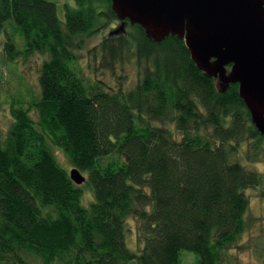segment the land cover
Instances as JSON below:
<instances>
[{"label":"trees","instance_id":"16d2710c","mask_svg":"<svg viewBox=\"0 0 264 264\" xmlns=\"http://www.w3.org/2000/svg\"><path fill=\"white\" fill-rule=\"evenodd\" d=\"M74 4L62 21L49 0H0V36L13 26L25 41L6 37L7 61L45 56L39 94L12 103L6 133L0 125V264H181L185 251L197 264H240L252 226L246 191L264 199V175L240 157L264 162V136L239 86L223 90L184 40L157 43L138 25L88 50L121 64L91 81L76 66L84 37L118 18L112 0ZM50 142L86 177L88 204ZM131 217L140 250L128 244ZM251 246L264 262V247Z\"/></svg>","mask_w":264,"mask_h":264},{"label":"water","instance_id":"95a60500","mask_svg":"<svg viewBox=\"0 0 264 264\" xmlns=\"http://www.w3.org/2000/svg\"><path fill=\"white\" fill-rule=\"evenodd\" d=\"M121 25L142 27L162 43L170 36L184 40L197 67L226 90L239 94L252 122L264 136V0H112ZM70 178L83 185L74 168Z\"/></svg>","mask_w":264,"mask_h":264},{"label":"rangeland","instance_id":"374dc122","mask_svg":"<svg viewBox=\"0 0 264 264\" xmlns=\"http://www.w3.org/2000/svg\"><path fill=\"white\" fill-rule=\"evenodd\" d=\"M51 2L56 3L58 8V14L62 21L65 18V9L68 6H75L74 0H49ZM121 22L116 20L114 23H110L108 26L103 28L102 33L99 32L97 35L91 37H84V41L86 44V49H84L79 56V60L77 63V68L82 72L83 76L87 79L93 81L96 79H101L102 75H105L107 78L112 76V71L115 68V73L120 74L121 72V64L116 63L113 64L112 68H109L105 64H103V60L99 55L97 58H92V55L88 52V50L92 49L94 46L98 45L103 38H110V34L119 29ZM132 25H127L125 30H128ZM17 41V45L22 47L25 43L24 39L17 33L16 29L13 26H7L4 32L1 33L0 36V125L3 131L6 133L12 123L13 117L11 115L12 103L20 102H30L36 95L39 94L40 86H39V63L45 59V56L35 55L27 60V62L22 61H7L8 59L2 52L4 50V44L6 42V37L13 36ZM114 36L113 40L119 39L122 36L117 37ZM164 42V41H163ZM162 42V43H163ZM137 69L133 64L125 65V72L128 76V84L132 86L136 84L137 81ZM33 118L38 120L36 114H33ZM165 127H168L165 125ZM171 130L174 132L178 139L181 138L180 133L171 127ZM50 146L58 160V162L65 167L67 170L72 169L71 164L68 159L64 155V153L54 146L50 142ZM244 154H241V162L246 165L248 170H253L258 173L264 175V162L258 164H251L245 160L243 157ZM235 160L238 158L235 156ZM107 160V159H106ZM105 160V161H106ZM83 200L84 203L88 204L93 199V193L89 186H86L85 183L83 185ZM264 189V186H263ZM259 189H253L246 191L247 196L250 199V211H249V219L252 221V226L249 229V232L246 234L244 240V247L242 250L235 251L237 256L240 258V264H263V260L259 258V253L256 254L255 250L252 248V244L259 245L261 248L264 247V235H262V227L264 226V199L260 197ZM128 244L132 249L140 250L139 244V231L136 219L134 217L129 218L128 220ZM252 237L253 243H252ZM260 238L261 241L255 239ZM255 239V240H254ZM181 264H197L196 258L193 253L184 252Z\"/></svg>","mask_w":264,"mask_h":264}]
</instances>
